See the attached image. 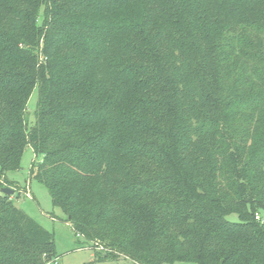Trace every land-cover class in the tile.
Masks as SVG:
<instances>
[{
  "label": "trees",
  "instance_id": "obj_1",
  "mask_svg": "<svg viewBox=\"0 0 264 264\" xmlns=\"http://www.w3.org/2000/svg\"><path fill=\"white\" fill-rule=\"evenodd\" d=\"M27 146L98 258L264 264V0H0V264L57 257Z\"/></svg>",
  "mask_w": 264,
  "mask_h": 264
},
{
  "label": "rangeland",
  "instance_id": "obj_2",
  "mask_svg": "<svg viewBox=\"0 0 264 264\" xmlns=\"http://www.w3.org/2000/svg\"><path fill=\"white\" fill-rule=\"evenodd\" d=\"M36 90L30 95L26 108L25 117L28 125L35 121L34 111L36 107ZM36 157L32 149L27 146L20 160V168L9 171L7 178L14 182L10 194L14 204L22 209L27 215L38 222L43 228L52 232L53 249L56 258H50L44 264H138L129 257L117 255L116 257H103L105 249L95 241H89L82 235H77L70 224L66 221V215L52 205L50 196L45 186L31 178L30 166ZM3 180V178H0ZM230 220L236 219L235 214L228 215ZM175 264H193L176 262Z\"/></svg>",
  "mask_w": 264,
  "mask_h": 264
},
{
  "label": "water",
  "instance_id": "obj_3",
  "mask_svg": "<svg viewBox=\"0 0 264 264\" xmlns=\"http://www.w3.org/2000/svg\"><path fill=\"white\" fill-rule=\"evenodd\" d=\"M1 192H2L3 194L10 195V194L13 193V189H12V188H9V187H4V188H2Z\"/></svg>",
  "mask_w": 264,
  "mask_h": 264
}]
</instances>
